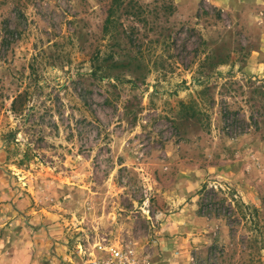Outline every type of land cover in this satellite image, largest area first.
<instances>
[{
    "label": "rangeland",
    "instance_id": "obj_1",
    "mask_svg": "<svg viewBox=\"0 0 264 264\" xmlns=\"http://www.w3.org/2000/svg\"><path fill=\"white\" fill-rule=\"evenodd\" d=\"M0 183L54 264H264V0H0Z\"/></svg>",
    "mask_w": 264,
    "mask_h": 264
},
{
    "label": "crops",
    "instance_id": "obj_2",
    "mask_svg": "<svg viewBox=\"0 0 264 264\" xmlns=\"http://www.w3.org/2000/svg\"><path fill=\"white\" fill-rule=\"evenodd\" d=\"M22 205L23 200L14 198L0 183V264H54L53 255L57 247H53L49 237L53 238L55 232L44 224L34 232L26 229L25 218L20 215ZM164 218L165 227L175 233V240L188 244L196 240L193 238L203 221L191 206ZM64 257L61 256L60 261Z\"/></svg>",
    "mask_w": 264,
    "mask_h": 264
},
{
    "label": "built area",
    "instance_id": "obj_3",
    "mask_svg": "<svg viewBox=\"0 0 264 264\" xmlns=\"http://www.w3.org/2000/svg\"><path fill=\"white\" fill-rule=\"evenodd\" d=\"M70 264H74L71 262ZM79 264H142L134 248L127 244L114 246L108 241L100 240L93 244L92 252Z\"/></svg>",
    "mask_w": 264,
    "mask_h": 264
}]
</instances>
